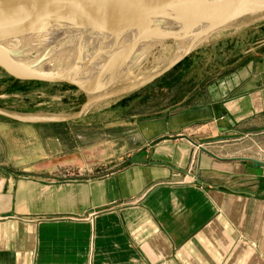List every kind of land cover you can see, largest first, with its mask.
I'll return each mask as SVG.
<instances>
[{
	"label": "crops",
	"instance_id": "crops-1",
	"mask_svg": "<svg viewBox=\"0 0 264 264\" xmlns=\"http://www.w3.org/2000/svg\"><path fill=\"white\" fill-rule=\"evenodd\" d=\"M246 23L125 93L122 108L69 117L50 93L39 117L51 120L0 114V264H264V14ZM153 82L170 104L102 173L111 120L96 118L131 109L135 92L149 99ZM132 114L129 137L143 116Z\"/></svg>",
	"mask_w": 264,
	"mask_h": 264
},
{
	"label": "water",
	"instance_id": "water-1",
	"mask_svg": "<svg viewBox=\"0 0 264 264\" xmlns=\"http://www.w3.org/2000/svg\"><path fill=\"white\" fill-rule=\"evenodd\" d=\"M77 2L80 7H73ZM98 5L115 14L95 21L88 18L78 19L83 11L88 9V12ZM45 7L50 8L55 15L45 18L42 14ZM213 8L219 11L211 15L203 14L204 11ZM261 14H264V0H0V26L4 23H14L48 29H75L77 30L75 35L89 43L107 44L142 26L147 30L156 31L153 36L147 33L138 40L139 45L152 50L167 40H183L185 38L183 33L188 31V34H194L192 44L189 46L191 48L185 50L179 59L189 53L190 49L201 46L210 36L233 23ZM3 41L4 39H0V45ZM179 59L160 73L136 85L109 91L111 86L138 63L120 72L122 64L120 62L114 67L117 71L114 69V73L110 74L107 80L99 83L101 76L85 81L72 77L62 68L45 70L36 63L17 62L12 54L0 49V68L11 77L27 81L65 83L85 93L88 100L77 116L96 102L123 95L150 83L171 69ZM219 110L221 111L220 107H217L216 111L223 116L224 112ZM0 114L20 121L51 120L36 116L13 115L2 110Z\"/></svg>",
	"mask_w": 264,
	"mask_h": 264
},
{
	"label": "rangeland",
	"instance_id": "rangeland-1",
	"mask_svg": "<svg viewBox=\"0 0 264 264\" xmlns=\"http://www.w3.org/2000/svg\"><path fill=\"white\" fill-rule=\"evenodd\" d=\"M261 15L246 17L238 22L233 23L226 29H223V31H228V30L230 31L235 28L241 27L239 25H241V23L244 22L251 23L254 20L261 17ZM212 36L206 39L205 42H207ZM180 45H182V39L167 40L164 43L160 44L159 46L153 48L146 54L145 57H143V59L136 66H134L131 70L126 72L119 79V81L115 83V85L111 86L109 91L120 90L123 88L130 87L132 85H136L139 82L149 79L155 76L156 74L160 73L161 71L166 69L167 66H169L171 63L178 60L185 50L191 48L189 47L191 45L189 42L186 45V48L184 47L183 49H181ZM192 50L193 49H190L189 52ZM180 60L181 59H179V61ZM1 82H3V85H1L3 88L2 94H4L5 97L0 100V110L3 109L2 111H5L6 113L13 115L36 116V117L42 116L41 114L44 110V103L46 104L49 102L47 98L46 100L44 99L43 96L44 94L47 95L52 93L51 103L53 104L61 103L68 105V113L65 112L63 113L67 114V116L69 117L78 114L81 111L83 105L88 100V96L85 93L81 92L80 90H78L77 88L71 85L65 83H50V82H42V81H34V80L31 81L18 80L11 77L4 70L0 68V83ZM9 87L10 89L16 88L19 90L24 88L30 89V91H34V93L36 94L35 99H33V102H30V104H28L29 101L25 100L24 103L23 100H19V97L21 98V95H18L19 97L17 98L8 97L7 94L10 95L12 92V91L11 92L7 91ZM148 88L151 89L152 93L154 94L149 99H144L139 102V92H135L134 95L131 94L132 96H127L128 98L126 97L127 99L126 103L128 102L129 104L130 102H132L133 106L131 109L128 108L126 111H123L121 109V112L115 115H113V113H108V112L101 113V115L98 118H96L99 119L101 123H105V124L107 123V120H111V123L109 124L110 128L105 129L104 131L106 133L101 132L100 135V141H102L100 145V152L102 154H105V159L101 160L103 166L100 164L102 173L110 172L112 171L113 168H115L114 164H111V160H113L114 157H117L121 153L127 151L130 148V146L134 148V146L138 142L142 141L141 139L142 135L139 131V124L143 120L146 121L148 118L156 117L155 113L152 111L154 110L155 105L170 104V102L167 101L168 97L166 95L156 94L160 91V88L154 82L150 84ZM156 90L158 92H156ZM60 92H62V95L60 94ZM132 97H134V99L136 98L135 101L131 100ZM124 99L125 97L123 94L111 99L109 98L102 102L99 101L97 104L98 106H94L93 109L104 107L107 104H112V105L121 104V108H122L124 106ZM28 105L34 106L33 108L34 110H30L28 108ZM27 110L32 112L27 113L28 112ZM131 113H133L132 114L133 116L134 114L136 115L142 114L143 116L132 120V124H131L132 133L131 136L129 137V134H127V131L125 132V129L128 128L126 122H128L127 120H129V118L131 117L130 115ZM108 137L111 138L110 141H107ZM92 140L93 138L90 136V134H88L87 137H85L86 143H90Z\"/></svg>",
	"mask_w": 264,
	"mask_h": 264
},
{
	"label": "bare ground",
	"instance_id": "bare-ground-1",
	"mask_svg": "<svg viewBox=\"0 0 264 264\" xmlns=\"http://www.w3.org/2000/svg\"><path fill=\"white\" fill-rule=\"evenodd\" d=\"M87 10L79 14L78 19L88 18L95 21L115 14L99 5L88 12ZM217 11L219 10L213 8L204 11L203 14L211 15ZM150 30L138 26L122 37L105 44L86 42L75 35L77 33L75 29H48L4 23L0 26V39H4L0 49L12 54L17 62L36 63L45 70L62 68L72 77L85 81L101 76L100 83L107 80L110 74L114 73V69L117 71L114 67L120 62L122 63L120 72H124L146 56L150 48L139 45L138 40L147 33L152 36L156 34V31ZM183 35L185 38L180 45L181 49L186 48L188 42L192 44L194 37V34H188V31Z\"/></svg>",
	"mask_w": 264,
	"mask_h": 264
},
{
	"label": "snow or ice",
	"instance_id": "snow-or-ice-1",
	"mask_svg": "<svg viewBox=\"0 0 264 264\" xmlns=\"http://www.w3.org/2000/svg\"><path fill=\"white\" fill-rule=\"evenodd\" d=\"M73 7L79 8L80 7V4L77 2V3H75L73 5ZM42 14L44 15L45 18H48L50 16H54L55 15V13L50 8H47V7L44 8Z\"/></svg>",
	"mask_w": 264,
	"mask_h": 264
}]
</instances>
